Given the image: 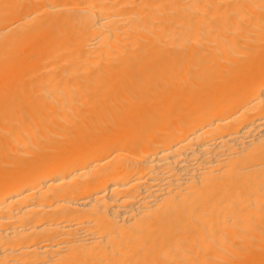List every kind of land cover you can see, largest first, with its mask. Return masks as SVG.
<instances>
[{
	"label": "bare ground",
	"instance_id": "1",
	"mask_svg": "<svg viewBox=\"0 0 264 264\" xmlns=\"http://www.w3.org/2000/svg\"><path fill=\"white\" fill-rule=\"evenodd\" d=\"M0 264H264V0H0Z\"/></svg>",
	"mask_w": 264,
	"mask_h": 264
}]
</instances>
